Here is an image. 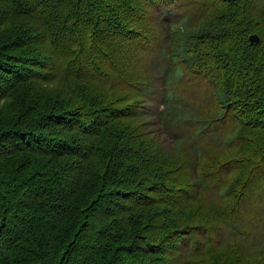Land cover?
<instances>
[{"label": "trees", "instance_id": "obj_1", "mask_svg": "<svg viewBox=\"0 0 264 264\" xmlns=\"http://www.w3.org/2000/svg\"><path fill=\"white\" fill-rule=\"evenodd\" d=\"M0 264H264V0H0Z\"/></svg>", "mask_w": 264, "mask_h": 264}, {"label": "rangeland", "instance_id": "obj_2", "mask_svg": "<svg viewBox=\"0 0 264 264\" xmlns=\"http://www.w3.org/2000/svg\"><path fill=\"white\" fill-rule=\"evenodd\" d=\"M156 60L153 59V60H150L148 61V63L146 64V67L144 68V70L151 76L153 75L154 76V87L156 88V91L157 93L152 97V104L150 105V111H152L154 113V117L152 119V123L154 124L155 126V129L158 133H160L159 137H160V140L163 142V143H169L170 142V139L167 135V133H165V131L162 130V127L160 126L159 124V113L160 111L163 109L162 105H161V98H162V86L160 84L159 81H162L163 79V75L161 73L160 70H158V67H160L159 65L155 66L156 65ZM162 68V67H160ZM184 95H189V93L185 92ZM194 100L191 99L189 101V103H193Z\"/></svg>", "mask_w": 264, "mask_h": 264}, {"label": "bare ground", "instance_id": "obj_3", "mask_svg": "<svg viewBox=\"0 0 264 264\" xmlns=\"http://www.w3.org/2000/svg\"><path fill=\"white\" fill-rule=\"evenodd\" d=\"M44 3H45V2H44ZM37 4H38V1H37ZM39 4H40V3H39ZM74 5H75V4H74ZM78 6H79V3H78ZM75 7H76V5H75ZM4 72H5V71H4ZM4 74H5V73H4ZM21 75H22V74H21ZM18 76H19V75H18ZM16 77H17V76H16ZM5 78H6V76H5ZM13 78H14V77H13ZM13 78H12V79H13ZM17 78H18V77H17ZM21 78H22V77H21ZM16 80H17V79H16ZM18 80H19V79H18ZM23 81H24V80H23ZM9 82H10V81H9ZM16 83H17V82H16ZM11 84H12V82H11ZM17 85H18V84H17ZM20 85H21V84H20ZM15 86H16V85H15ZM15 86H14V88H15ZM22 86H23V85H22ZM28 86H29V85H28ZM18 88H19V86H18ZM20 88H21V87H20ZM24 88H25V87H24ZM22 90H23V88H22ZM27 90H29V89H27ZM27 90H26V91H27ZM16 91L20 92V91L17 90V89H16ZM26 91H25V92H26ZM47 130H48V129H47ZM49 132H50V131H49ZM63 153H64V152H63ZM66 154L69 155L68 153H66ZM67 155H66V156H67ZM70 155H71V154H70ZM62 156H63V155H62Z\"/></svg>", "mask_w": 264, "mask_h": 264}, {"label": "water", "instance_id": "obj_4", "mask_svg": "<svg viewBox=\"0 0 264 264\" xmlns=\"http://www.w3.org/2000/svg\"><path fill=\"white\" fill-rule=\"evenodd\" d=\"M250 40H251V43H254V42H256L258 40V37L256 35H252L250 37Z\"/></svg>", "mask_w": 264, "mask_h": 264}]
</instances>
